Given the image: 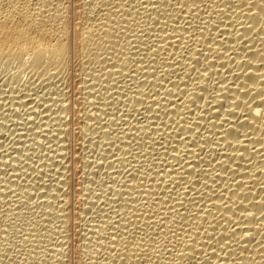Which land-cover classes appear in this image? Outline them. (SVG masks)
<instances>
[{
	"label": "bare ground",
	"instance_id": "6f19581e",
	"mask_svg": "<svg viewBox=\"0 0 264 264\" xmlns=\"http://www.w3.org/2000/svg\"><path fill=\"white\" fill-rule=\"evenodd\" d=\"M261 6L0 0V264H264Z\"/></svg>",
	"mask_w": 264,
	"mask_h": 264
},
{
	"label": "snow or ice",
	"instance_id": "6c2138e0",
	"mask_svg": "<svg viewBox=\"0 0 264 264\" xmlns=\"http://www.w3.org/2000/svg\"><path fill=\"white\" fill-rule=\"evenodd\" d=\"M261 4L262 6L260 8V21L261 23H264V0H261ZM261 214L262 216H264V209L261 210ZM69 251H71V249H69ZM69 264H72L71 259H69Z\"/></svg>",
	"mask_w": 264,
	"mask_h": 264
}]
</instances>
